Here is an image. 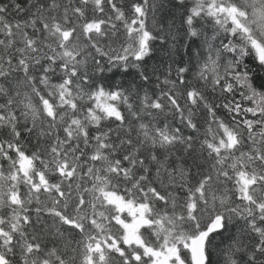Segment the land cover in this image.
I'll return each instance as SVG.
<instances>
[{
  "label": "snow or ice",
  "instance_id": "snow-or-ice-1",
  "mask_svg": "<svg viewBox=\"0 0 264 264\" xmlns=\"http://www.w3.org/2000/svg\"><path fill=\"white\" fill-rule=\"evenodd\" d=\"M0 264H264V0H0Z\"/></svg>",
  "mask_w": 264,
  "mask_h": 264
}]
</instances>
